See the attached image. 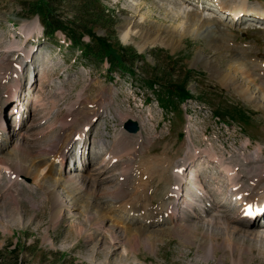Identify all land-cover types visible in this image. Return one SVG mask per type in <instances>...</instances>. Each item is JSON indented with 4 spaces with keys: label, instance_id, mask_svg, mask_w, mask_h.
Listing matches in <instances>:
<instances>
[{
    "label": "rangeland",
    "instance_id": "rangeland-1",
    "mask_svg": "<svg viewBox=\"0 0 264 264\" xmlns=\"http://www.w3.org/2000/svg\"><path fill=\"white\" fill-rule=\"evenodd\" d=\"M85 2L96 9L89 23L78 20L74 10ZM212 2L217 0H49L45 15L49 14L53 21L50 23L60 26L50 41L44 35L39 13L41 0H0V112L7 123L6 133L0 134L4 146L0 145V161L4 162L0 163V264H232L229 258L222 257L221 250L207 258L199 249L198 241L210 240L213 228L219 231L220 241L224 237L221 226L207 229L196 216L201 211L193 212L190 222L196 243L157 222L156 227L148 229L154 245L146 246L132 238L146 222L149 225L144 209L133 218L119 208L148 185L147 208L160 213L172 186L161 191L166 179L157 174L150 182L144 166L163 164L161 161L168 159L166 176L190 152L193 159L184 166H194L196 175L207 180L204 179L210 185L207 193L211 204H217L219 214L226 218L242 219L237 203L230 205L222 195V187L226 188L222 171L217 169V163L204 157L215 154L229 160L259 154L264 160V25L247 21L264 14V0H219L221 10L227 13L232 12V3H242L244 9L238 15L245 12V16L239 20L232 19L233 15L221 18L207 8ZM175 10L180 14H174ZM189 17L201 24L190 25L186 20ZM252 18L251 21L257 19ZM133 25L137 26L135 31L124 38L122 30ZM148 30L159 41L147 43L144 35ZM167 32H172L176 40L168 41ZM104 39L111 50L108 53L102 50ZM71 44L76 49L98 50L105 57L99 64L85 67L80 64V51L71 54L67 47ZM136 55L143 59H133ZM85 57L95 59L90 54ZM110 60L117 61L119 67L133 68L137 77L145 81L154 80L171 88L181 85L194 99L166 120L151 91L141 89L128 75H107ZM32 76L35 78L30 82ZM234 84L248 86L249 93L259 97L260 103L246 98ZM18 89L19 99L9 100L7 96L16 95ZM92 110L97 113L90 118ZM240 111L246 114V121L238 119ZM213 114H219L227 125ZM233 116L235 119H231ZM130 117L139 122L140 136L128 135L124 130L121 122ZM65 119L68 126L63 130ZM81 129L82 134L73 136V131ZM182 132L186 136L179 138ZM85 133V141L79 142L77 137ZM120 133L126 140L118 144V149H112ZM58 136L60 142L54 150ZM68 146L65 171L71 181L58 185L54 181L64 166H59L56 158L60 153L65 156ZM133 148L135 153H128ZM118 150L117 157L107 154ZM22 157L20 163L26 172L11 179L5 165L12 166ZM40 161L46 163L38 165ZM36 167H40L39 176ZM85 170H91V181L85 180ZM44 175L51 178L46 181ZM244 182L247 184L245 177ZM121 183L128 192L124 200L99 197ZM46 186L55 189L67 203L59 220H53L55 206ZM71 201L81 206L89 203L85 209L93 215L103 210V228L84 229L88 228L85 209ZM212 205L206 209L212 211ZM153 230L159 234L153 235ZM111 234L117 237L115 241ZM235 241L252 250L246 254V264H264V242L260 246L242 233L236 235Z\"/></svg>",
    "mask_w": 264,
    "mask_h": 264
},
{
    "label": "bare ground",
    "instance_id": "bare-ground-1",
    "mask_svg": "<svg viewBox=\"0 0 264 264\" xmlns=\"http://www.w3.org/2000/svg\"><path fill=\"white\" fill-rule=\"evenodd\" d=\"M229 7L231 8V10L233 12V17H236L241 12V10L244 9V5H242V3H239V2L232 3L231 5H229ZM173 12H175L174 14H178V15L180 14L179 10H175ZM186 20H188L187 22H189L190 25L201 24L200 21L198 20L199 21L198 22L196 18L191 19L189 17V18H186ZM136 27L137 26H134V25L132 27H130V26L125 27V30H122L123 37L127 38L128 36H131L132 31H135ZM156 29H157V31L161 30V29L159 30V28H156ZM144 36H145L144 40L147 41V43H153L154 44L157 41H159L158 36L157 35L155 36L153 34V31H151V30L146 31ZM166 36H168V41L176 40L174 37L175 35H173L172 32H167ZM216 45H218V44H216ZM221 49H223V48H221ZM224 50H228V49L224 47ZM244 69H246V67H244ZM230 72H228V74H230ZM234 72L237 73L236 71H234ZM242 75H243V73H242ZM244 75H246V74H244ZM234 85L237 88L236 90H239L240 93H242V92L245 93L246 98L255 102L256 104L260 103L259 97L253 96L251 93H249L250 90H248V86H246L244 88L242 85L241 86L236 85V84H234ZM262 89L264 90V87H262ZM96 113H97L96 110H92L88 114L91 118L94 115H96ZM3 118L4 117L0 112V132L4 128H6V126H4L5 119L3 120ZM123 119H125V118H123ZM67 126H68V123L66 122V119H65L64 121H62L63 130L66 129ZM82 133H83L82 129L72 132L73 136L80 135ZM119 135L120 136L117 139L118 143H117V145H113L112 149L113 148L118 149V144L119 143L122 144L125 142L126 136H124L121 133ZM59 142H60V136H58L56 138V143H55L54 147H52L54 150L59 145ZM63 149H64V146L61 149V151H59V152H62ZM22 153H24V152L22 151ZM119 153H120V151L118 150L115 152L110 151L107 154L112 155V157H117V156H119L118 155ZM128 153H135V148H133L132 150H128ZM196 153H198V152H196ZM25 154L26 153H24V155ZM208 154H210V152ZM193 155H194L193 153L186 152V155L182 159L183 163H181L179 165H176L177 164L176 163L174 166L172 165L173 167L171 168L170 174L166 175V176H165V171L168 169L167 168L168 159L161 161V162H163L164 165L159 162L158 165H156L154 163L153 164L150 163V164H146L144 166L146 171L150 175V177H149L150 182L153 181V179H155L154 177H156L157 174L161 175L162 178L166 179L165 180L166 182L163 183L162 186L159 185L161 187V189H160L161 191L164 190L165 188L169 187V185H171L172 188L168 193L167 199L162 204L163 209L160 210V213L157 211V209L151 210V209L147 208L148 204L145 203V201L147 200V198L145 196V192L147 193V190L149 189L148 185H145L143 191H140L139 194L133 196L132 198H129V200H127L125 203H123V205L119 206V208H121V210H122L121 212L126 213L128 216L132 215L133 218L138 216L140 211L142 209H144L146 221L149 220V225L146 222L144 228L138 229L136 234L135 235L133 234L132 238L138 244L140 242L141 243L144 242L146 244V246H151L152 244L154 245V240H153L154 238H150L152 236V233H151L152 231H150V230L148 231V229L156 227L158 225L157 222H160L159 226L167 224L171 227L173 232H175L177 235H180L184 240L195 242L196 236L191 231L192 226H191L190 222L192 221L191 219H193V212L196 213L198 211L199 212L201 211L198 214L196 213L197 214L196 216L205 222L204 224L207 226V229L210 230L213 226H221L222 227V233L221 232L220 233L224 236L223 240L220 241L217 238L219 236L218 235L219 231L215 232L214 228H213L212 231H209V234L211 237L210 240L204 239L202 241H198V247H199V249H201L203 251L204 256L207 258L213 257L218 250H221L222 257L229 258L231 260L232 264H246L249 260V258L246 256V254L247 253L249 254V252H251L252 250L250 248H247L244 243L236 242L235 237L237 234L242 233L243 237L247 236L250 238V240L252 239V241L259 243L260 246L263 245L264 231L262 230V228H264V225H261L258 222L252 221L253 218L250 219L251 221H245L244 217H246V215H247L246 210L249 207L259 208V207L264 205V186H263V183H264V160H261L259 154H255L254 156H246V155L237 156L236 159H229L227 161H225L222 158H218L215 160L216 163L219 165V169H222L224 172L223 173L224 184L229 189V191L224 192L226 198L228 199V203L231 205V203L234 201L233 197H237L235 202L238 205L237 209L239 210V214H240V217H242V219L241 220L240 219L231 220L229 218H226L225 216H222L221 213L219 214L220 211H218V208H217L218 205L217 204H213V205L211 204L214 207V209L212 211H209L208 209L203 210L202 204H204L205 201H208V196H204V192L200 193V191H207L205 180L202 179L200 176H197L196 174L194 176H192L190 174V172H194V170H195L194 166H191V168L188 171V174L185 173L186 167L184 165L193 159ZM207 158L209 160H213L216 157H214L212 155H208ZM23 159H24V157L20 158L19 161H17V162L16 161L13 162L12 166L11 165H5V169L8 173V177H10L11 179H18V177H20L21 172H26V170L23 171L24 167L20 163V161ZM56 159L59 163V166L62 167L63 162L65 160L64 156L60 153L58 155V158H56ZM170 159H172L171 156H170ZM170 159H169V162H170ZM158 161H160V160H158ZM0 163L3 164L4 162L0 161ZM44 163H46V161H40V163H38V165L39 164L43 165ZM105 163L107 165L109 164V162H107V161ZM144 167H143V169H144ZM39 168L36 167V172L38 173V176L41 175ZM90 171L85 170V172H86V173H84L85 180L91 181L92 174ZM66 173L67 172L65 171V169H63V171L58 172L57 176H56L57 178L55 179L54 183L58 184V185L62 184V183L63 184L70 183L71 180L69 179V177ZM244 177L247 180V184H245V182H244ZM50 178H51V176H49V175L43 176V179L46 181H48ZM188 180L193 181V183L195 185V187H194L195 190L192 188H189ZM258 182H260V183H259V186L257 187L256 184ZM104 186L108 187V185H106V184H104ZM46 189L49 190V193L51 195V198H52L54 206H55V211L53 213V220L54 221L59 220L62 216L63 208L67 207V203H66L65 199H63L59 196L58 192L55 189H50L49 186H46ZM76 189L79 190L80 186L76 187ZM183 191H185L186 194H185V197L181 198ZM155 192H157V190ZM99 197L104 198V199L110 198L111 200H119L120 201V200H124L125 198L128 197V192H127L125 185L123 183H121V184H118L117 187L110 189L109 191L108 190L104 191V193L101 194V196H99ZM11 199H12V197H11ZM13 202H14V204L17 205V199L15 197L13 198ZM72 203L74 206L76 205V206L82 207L84 209H85V207L89 206V203L85 206H81L77 201L72 202ZM95 203H96V201H95ZM84 211L86 212V222L88 223V228L85 225L86 227H84V229L86 228V229L90 230V227H96L97 229L103 228V225L105 223V218H106V214L104 212H102L103 210L99 211V213L96 215L90 214L89 211L87 210V208ZM179 213H181V214L179 215ZM129 229L130 228H127L125 230V233L128 234L130 231ZM216 229H217V227H216ZM78 230L80 232L83 231L82 225L79 224ZM112 232H114V231H112ZM158 234H159L158 230L153 232V235H158ZM213 235H215V236H213ZM111 238L113 239V241H115V239L117 237H115L113 234H111Z\"/></svg>",
    "mask_w": 264,
    "mask_h": 264
},
{
    "label": "trees",
    "instance_id": "trees-1",
    "mask_svg": "<svg viewBox=\"0 0 264 264\" xmlns=\"http://www.w3.org/2000/svg\"><path fill=\"white\" fill-rule=\"evenodd\" d=\"M94 3H95V0H94ZM41 4H43L42 8L39 10V13L40 15L42 16V19H43V23L46 27V30H47V33L48 34H52L55 30H57L58 28H60L59 25H54L50 22H53L49 19V14L45 15V12L47 10V8L49 7V0H41ZM96 5V4H95ZM75 12H76V15L78 16V20L80 21H84L86 23H89V20L91 18L94 17V14H96V9L94 8H90L89 6L86 5V2L84 4H81L80 7L78 8H75L74 9ZM49 12V11H48ZM104 43H103V51L104 52H107L108 53V50H110V48L105 44L106 43V40L104 39L103 40ZM83 55H87V54H90L92 55L95 59L92 60L93 62H96L97 64H99V62H101L104 57H105V54L104 53H101L99 52L98 50H94L93 49H90L87 50V49H83ZM111 51V50H110ZM93 53V54H91ZM143 59V56H135L133 57V59ZM91 61V62H92ZM110 63H111V67L114 68V69H119L120 71H123L125 69H129L130 71V74L132 77L135 76V71L134 69L132 68H123V67H119L117 65V61H114V60H110ZM143 82V81H142ZM161 82V81H160ZM144 85L150 89H153L155 94H157V96H159L161 91L165 92L166 95L165 96H159V101L161 103V105L163 106H169V105H180V103L184 100H186L189 96H190V92L183 86L181 85H178V86H175L174 88H171L170 86L168 87H165V85H162L161 83L157 82V81H145L144 82ZM143 85V86H144ZM176 94L177 97L175 99H170V95L169 94ZM163 94V93H162Z\"/></svg>",
    "mask_w": 264,
    "mask_h": 264
},
{
    "label": "water",
    "instance_id": "water-1",
    "mask_svg": "<svg viewBox=\"0 0 264 264\" xmlns=\"http://www.w3.org/2000/svg\"><path fill=\"white\" fill-rule=\"evenodd\" d=\"M126 127L129 128V129H131V130H137L138 125H137V123H135V122L129 121V122L126 124Z\"/></svg>",
    "mask_w": 264,
    "mask_h": 264
}]
</instances>
